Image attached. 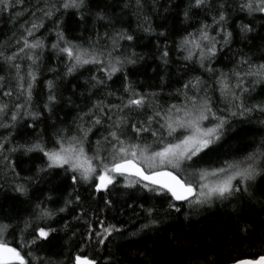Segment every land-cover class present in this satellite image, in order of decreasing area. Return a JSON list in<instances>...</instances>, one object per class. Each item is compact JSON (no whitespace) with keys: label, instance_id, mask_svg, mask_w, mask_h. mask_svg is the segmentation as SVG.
Instances as JSON below:
<instances>
[{"label":"snow or ice","instance_id":"obj_1","mask_svg":"<svg viewBox=\"0 0 264 264\" xmlns=\"http://www.w3.org/2000/svg\"><path fill=\"white\" fill-rule=\"evenodd\" d=\"M37 2L39 6L33 10L25 0H0V17L10 13L13 24L30 13V19L0 48V70L7 72L0 75V129L5 130L0 137V189L10 188L31 201V186L59 175L57 170L71 180L72 189L56 209L47 206L48 201L56 202L49 193L31 204V211L23 217L0 216V264H54L38 253L52 243L54 233L70 229L66 220L62 229L52 226L69 209L74 220L87 225L81 233L82 245L94 240L106 247L119 234L116 239L128 238L126 246L131 247L139 242L132 238L141 232L160 228L164 219L154 206L143 203L127 204L133 215H143L138 229L127 230L123 221L108 222L107 213L116 209L113 197L118 188L159 198L167 204L165 218L185 207L187 219L217 203L227 207L240 201L232 213L237 230L227 244L238 249L234 240L250 245L256 239L264 242V220L250 219L245 210L264 183V137L246 145L235 158L200 166L222 142L232 138L230 133L239 134L235 121L256 119L264 125V99L255 95L258 88L264 89V0H186L182 8L180 0H115L119 11L111 5L93 10L92 0ZM173 9H178L181 24L187 26L176 50L183 53L179 57L184 61L183 71L191 70L193 75L176 89L180 102L164 104L157 102L160 92L144 91L132 81L128 66H135L143 57L126 49H134L140 32L155 36L158 48L163 45L158 58L166 72L170 64L167 24ZM68 16H74L73 23L88 33L86 41L70 35L65 25ZM126 17L135 20V28L125 24ZM41 29L55 36L51 56H45L47 37L37 35ZM221 56L230 67L216 66ZM46 58L64 64L63 76H57L60 80L81 69L89 72L78 99L75 91L65 97L66 89L48 79L46 98L33 106L38 71ZM48 71L56 73L57 68L49 66ZM120 73L121 87L113 88L110 82ZM160 79L163 84L165 76ZM4 97L8 100L3 101ZM65 103L69 110L76 109L71 121H66L67 113L64 118L58 116ZM37 123L44 127L31 141L13 143L16 136L28 135L24 129L35 131ZM33 154L42 156V162L34 172L22 176L25 161L20 157L33 159ZM259 196L264 197V190H259ZM86 200L92 202L91 207H85ZM258 203L264 209V199ZM83 251L78 246L74 255L67 256V264H99L82 255ZM229 258L230 253L222 249L220 255L205 253L199 264H222ZM230 259L231 264H264V247L251 259ZM116 264L123 261L116 260Z\"/></svg>","mask_w":264,"mask_h":264},{"label":"trees","instance_id":"obj_2","mask_svg":"<svg viewBox=\"0 0 264 264\" xmlns=\"http://www.w3.org/2000/svg\"><path fill=\"white\" fill-rule=\"evenodd\" d=\"M186 0H180V7L182 8ZM25 4L30 6L33 10L39 6L37 0H25ZM93 10L97 7H103L105 5H111L119 11L118 4L115 0H92ZM13 13L16 9L11 10ZM178 9H173L168 16V37L167 43L170 51V64L167 71H164V66L161 64L158 58V53L163 49V45L157 46V38L150 36L142 32L138 33L140 39L136 43L134 49H126L129 53L135 51L139 56L143 57L138 61L135 66H128V71L131 73L132 81L144 91H157L160 92L158 97V103H177L180 102L181 98L175 95L176 89L181 87L184 80L193 75V71L184 72V61L179 57L183 56L182 52H177L176 42L184 34L183 29L187 27L181 24V17L177 15ZM8 12L4 13L0 17V48L3 47L12 36V33L19 29L20 25L25 20L30 19V13H25L21 16L15 24L9 20ZM75 17L68 16L65 18V25L71 36L76 38H82L87 40L88 33L83 31L78 24L73 23ZM132 28L136 27L135 20H129L125 18V24H129ZM155 23L159 25L161 20L156 19ZM46 24L51 27V22L46 21ZM91 20L89 19V25ZM235 28V24H233ZM160 31V28L156 29ZM189 31L192 29L189 28ZM99 31L103 33L104 29L100 28ZM43 34L47 39V49L45 56H51V42L55 39V36H49L45 29H41L40 33ZM164 39V38H161ZM125 46L127 42H123ZM123 51V49H122ZM235 51V49H234ZM229 66L227 60L221 56L217 62V67ZM56 67L57 72L52 73L48 71V67ZM26 70V64H25ZM198 71V70H196ZM65 67L63 63L57 65L54 60L44 59L41 63V67L38 71V81L34 88V107L39 105L40 101L47 96V88L45 81L48 79L56 80L60 89H66L63 95L66 97L73 91L76 92L77 99L79 98V92L84 87V80L89 76V72L81 69L79 72L72 77H64L63 80L57 79V76H63ZM83 73V75H81ZM0 75H7V72L0 70ZM103 75V73H99ZM165 76V81L161 82L160 77ZM204 78L207 79V73L203 74ZM123 79V73L118 74L113 78V88L121 87ZM71 81V83H68ZM74 85H80L79 88L74 89ZM161 88L163 89L161 92ZM172 93V95H169ZM256 99H264V89H257L255 93ZM8 98L4 97L3 101H7ZM79 102V100H78ZM62 111L58 113L61 118L65 117L67 113L66 121H71L76 109L69 110L68 105L65 103L60 106ZM48 114L45 113V116ZM24 121H21V126ZM238 135L230 133L231 139H226V142H222V146L213 153L212 156L208 157L205 162L200 166H207L209 163H213L217 160L223 161L224 159H232L242 154L245 150V146L253 143V141H259L261 137H264V125L253 119L251 122L237 120L234 122ZM44 125L37 123L35 131L32 129H24L28 135L16 136L13 143H23L24 141H31L32 137L39 133ZM14 135H15V130ZM5 133L4 129H0V137ZM96 137L93 136L92 140L95 141ZM151 140V137H149ZM50 146V145H49ZM91 147V146H90ZM250 151L251 149H247ZM91 154V153H90ZM19 155V154H17ZM34 158L29 159L28 156H21L20 159L25 161L22 164L20 172L21 175H28L30 172H34L36 166L42 162V156L39 154H33ZM15 158V157H14ZM59 175L50 177L47 181H40L34 184L30 188L31 201H27L23 197H19L13 193L10 188L0 189V216L13 217L15 215L25 216L31 211V204L35 203L37 199L43 200L46 195L51 193L56 202L48 201L47 206L56 209L63 205L64 198L68 192L72 189L71 180L65 178L62 171L57 170ZM70 175V174H69ZM259 190H264V183L261 184ZM259 190L257 193V199L251 202V205H245V210L248 213V217L253 220H264V209L261 208L259 200L264 197L259 196ZM83 192V188L80 189ZM131 192V195L122 194ZM116 200L115 211L109 210L107 213L108 222L114 224H120L124 222L122 227L132 231L139 228L140 224L144 222L143 215L135 216L132 214V209L127 207L128 203H134L139 205L143 203L145 207L151 205L154 206L158 214L164 219L163 224L159 229L152 231L149 230L145 234L141 232L137 237L132 239L139 241L138 243L132 244L131 247H127L128 238L116 239L119 234H114L110 238V243L107 246H101L93 242L91 244L81 243V233L86 230V223L83 221L77 222L73 219L74 213L71 209L68 212L59 214L52 222V226L56 228H63L64 221H68L71 225L67 231H60L54 233L55 239L52 240L50 245L46 246V249L38 255H47L54 264H67V256L75 254L78 246L84 248L82 255H87L90 258H95L99 261V264H116V260L123 261V264H199L200 258L205 253H215L216 255L221 254V250L224 249L230 253L231 257L240 259H251L264 247L262 239L253 240L251 245L248 243H239L234 240V244H238L237 247L228 245L227 240L233 239V234L236 232L237 221L233 217L232 213L235 208L240 205V201L235 203H228L227 207L217 203L214 207L201 210L199 214L191 213L188 218H185V214L189 213L187 207L182 209L181 213H171V218H165L167 216V204L159 202V198L152 199L148 193L141 192L139 190H125L118 188L116 195L113 197ZM92 202L86 200L85 207H91ZM78 211V210H77ZM137 211L140 208L137 206ZM103 215V214H101ZM91 219V217H90ZM73 232L76 233L73 236ZM264 237V234H261ZM175 237V238H173ZM12 239L11 236L8 237ZM27 251V250H26ZM225 260L222 264H231V259Z\"/></svg>","mask_w":264,"mask_h":264}]
</instances>
